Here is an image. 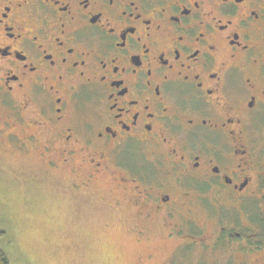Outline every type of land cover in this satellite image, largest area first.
Returning a JSON list of instances; mask_svg holds the SVG:
<instances>
[{"label":"flooded vegetation","instance_id":"flooded-vegetation-1","mask_svg":"<svg viewBox=\"0 0 264 264\" xmlns=\"http://www.w3.org/2000/svg\"><path fill=\"white\" fill-rule=\"evenodd\" d=\"M5 140L141 262L264 264V0H0Z\"/></svg>","mask_w":264,"mask_h":264},{"label":"rangeland","instance_id":"rangeland-1","mask_svg":"<svg viewBox=\"0 0 264 264\" xmlns=\"http://www.w3.org/2000/svg\"><path fill=\"white\" fill-rule=\"evenodd\" d=\"M63 176L48 168L39 151L26 155L7 140L1 144L0 229L10 237L4 246L13 264H44V255L71 247L93 221L105 217L119 218L129 228L125 222L129 218L122 212L93 203L83 192L64 188L67 181ZM202 219L198 212L197 221ZM134 245V264H157L164 254L141 262L144 248L135 241Z\"/></svg>","mask_w":264,"mask_h":264},{"label":"clouds","instance_id":"clouds-1","mask_svg":"<svg viewBox=\"0 0 264 264\" xmlns=\"http://www.w3.org/2000/svg\"><path fill=\"white\" fill-rule=\"evenodd\" d=\"M134 240L119 218L93 221L68 248L43 256L44 264H134Z\"/></svg>","mask_w":264,"mask_h":264},{"label":"trees","instance_id":"trees-1","mask_svg":"<svg viewBox=\"0 0 264 264\" xmlns=\"http://www.w3.org/2000/svg\"><path fill=\"white\" fill-rule=\"evenodd\" d=\"M8 232L5 229H0V264H13L12 259L5 249V242L10 239L7 237Z\"/></svg>","mask_w":264,"mask_h":264}]
</instances>
